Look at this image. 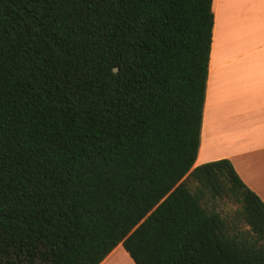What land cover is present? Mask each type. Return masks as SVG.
<instances>
[{
	"label": "trees",
	"instance_id": "trees-1",
	"mask_svg": "<svg viewBox=\"0 0 264 264\" xmlns=\"http://www.w3.org/2000/svg\"><path fill=\"white\" fill-rule=\"evenodd\" d=\"M213 1L0 0V264H264V202L195 167Z\"/></svg>",
	"mask_w": 264,
	"mask_h": 264
},
{
	"label": "crops",
	"instance_id": "crops-1",
	"mask_svg": "<svg viewBox=\"0 0 264 264\" xmlns=\"http://www.w3.org/2000/svg\"><path fill=\"white\" fill-rule=\"evenodd\" d=\"M213 43L195 167L229 159L264 202V0H214ZM101 264H135L122 244Z\"/></svg>",
	"mask_w": 264,
	"mask_h": 264
},
{
	"label": "rangeland",
	"instance_id": "rangeland-1",
	"mask_svg": "<svg viewBox=\"0 0 264 264\" xmlns=\"http://www.w3.org/2000/svg\"><path fill=\"white\" fill-rule=\"evenodd\" d=\"M239 208V205L234 202H231L226 199H217L212 203L210 210L219 212L220 214H222L223 217L234 218ZM239 227L243 230L248 229V226L245 223H239Z\"/></svg>",
	"mask_w": 264,
	"mask_h": 264
}]
</instances>
